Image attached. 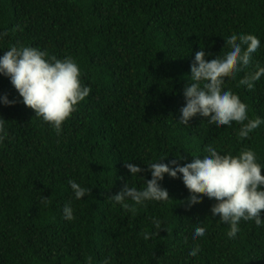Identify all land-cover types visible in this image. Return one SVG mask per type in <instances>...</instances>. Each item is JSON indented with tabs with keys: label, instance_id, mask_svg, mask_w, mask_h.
<instances>
[{
	"label": "trees",
	"instance_id": "16d2710c",
	"mask_svg": "<svg viewBox=\"0 0 264 264\" xmlns=\"http://www.w3.org/2000/svg\"><path fill=\"white\" fill-rule=\"evenodd\" d=\"M233 31L256 35L261 45L224 87L249 106L250 118L264 119V77L254 90L239 85L264 66V0H0V32L7 33L0 56L19 43L73 57L91 89L57 134L0 76V95L17 101L0 104L9 133L0 144V264H264V227L241 221L229 239L230 226L211 216L215 201L203 197L189 208L179 178L165 174L164 202L128 201L129 211L108 200L127 182L144 187L147 164L180 157L183 165L208 145L234 155L250 148L264 163V124L238 141L235 122H178L195 52L222 55ZM126 162L145 171L131 177ZM69 180L90 194L75 200ZM66 203L71 222L62 215ZM154 218L162 229L145 240L144 232L159 231ZM197 223L207 231L193 241ZM196 244L201 251L189 256Z\"/></svg>",
	"mask_w": 264,
	"mask_h": 264
},
{
	"label": "clouds",
	"instance_id": "9594fccd",
	"mask_svg": "<svg viewBox=\"0 0 264 264\" xmlns=\"http://www.w3.org/2000/svg\"><path fill=\"white\" fill-rule=\"evenodd\" d=\"M7 35L0 32V40ZM227 50L214 59H207L210 53L204 48L195 52L190 66V81L183 89L185 104L180 108L178 122L190 125L194 117L207 118L210 125H224L229 128L233 122L240 125L236 133L237 140H244L264 124L261 117L250 118L249 106L230 88H225V77L232 79L252 63L253 54L261 45V40L253 34L233 31L227 36ZM0 76L10 80L11 85L22 98L24 105L35 111V116L42 118L57 134L62 132L63 123L77 110V106L90 94V87L81 79L82 71L78 62L70 56L63 59L49 54L38 47L17 43L11 45L0 56ZM264 77V66L256 64L255 71L249 72L239 80V85L254 90L257 81ZM15 99L8 94L0 95V104L14 106ZM5 119L0 118V144L8 138L9 133ZM160 160L147 164L151 179H145L142 188L125 183L123 188L108 198L113 206L120 205L132 211V205H143L148 201L164 202L170 199L168 191L161 186L165 174L182 180L190 195L184 201L189 208L203 197L214 200L211 216L229 225L227 237L235 239L240 231L241 221H254L260 228L264 227L262 210H264V163L250 148L241 149L237 154L221 153L212 145L206 148L202 157H193L192 161L180 164L177 159L163 163ZM131 177L140 176L145 169L138 164L126 162ZM73 198L81 200L89 195L91 189L75 180H69ZM46 200L47 198L44 197ZM63 218L69 222L75 219L71 203L62 209ZM156 233H143L145 240L150 235L159 234L161 222L153 219ZM194 227L191 238L195 241L204 237L205 226ZM201 251L199 244L189 249L188 255L195 257ZM103 264H109L105 258Z\"/></svg>",
	"mask_w": 264,
	"mask_h": 264
}]
</instances>
